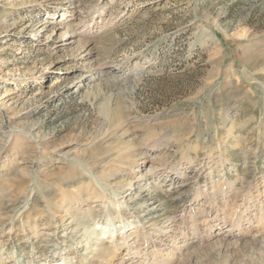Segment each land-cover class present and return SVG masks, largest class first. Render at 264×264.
I'll return each instance as SVG.
<instances>
[{
  "label": "rangeland",
  "instance_id": "1",
  "mask_svg": "<svg viewBox=\"0 0 264 264\" xmlns=\"http://www.w3.org/2000/svg\"><path fill=\"white\" fill-rule=\"evenodd\" d=\"M262 235L264 0H0V264H264Z\"/></svg>",
  "mask_w": 264,
  "mask_h": 264
},
{
  "label": "bare ground",
  "instance_id": "2",
  "mask_svg": "<svg viewBox=\"0 0 264 264\" xmlns=\"http://www.w3.org/2000/svg\"><path fill=\"white\" fill-rule=\"evenodd\" d=\"M134 229L135 228H133L132 230H134ZM134 232H135V230H134ZM260 233H262V231H260ZM131 235H132V233H130L128 235L127 234L126 235L124 234V235H121L120 237H118L117 235L116 236L115 235L114 236H111V238H110V240L108 241V244H107V246H108L107 247V250L118 251V250H120L121 247H124L125 249H127L129 247V245H130V242L128 241V239L131 237ZM134 242H135V240H134ZM260 242H262V244L264 245L263 235H262V240ZM263 245H262V247H263ZM159 251L160 250L154 251V253H156V254H154L152 257L158 256L159 255L158 254ZM40 259H42L43 261H46L47 260V258H40ZM12 264H17V263L13 262ZM24 264H30V263L28 262V263H24Z\"/></svg>",
  "mask_w": 264,
  "mask_h": 264
}]
</instances>
